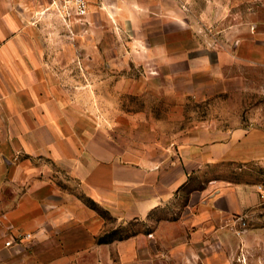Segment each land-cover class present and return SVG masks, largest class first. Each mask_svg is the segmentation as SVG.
Segmentation results:
<instances>
[{
  "label": "rangeland",
  "instance_id": "rangeland-1",
  "mask_svg": "<svg viewBox=\"0 0 264 264\" xmlns=\"http://www.w3.org/2000/svg\"><path fill=\"white\" fill-rule=\"evenodd\" d=\"M88 3L83 19L66 21L38 0L29 22L64 103L63 140L48 160L58 199L86 218L85 248L98 250L86 264H200L185 251L163 254L160 222L162 235L174 233L164 222L190 217L205 187L264 182V163L210 164L145 218L128 198L142 190L144 167L180 146L264 130V0ZM256 215L243 227H264V210Z\"/></svg>",
  "mask_w": 264,
  "mask_h": 264
},
{
  "label": "crops",
  "instance_id": "crops-1",
  "mask_svg": "<svg viewBox=\"0 0 264 264\" xmlns=\"http://www.w3.org/2000/svg\"><path fill=\"white\" fill-rule=\"evenodd\" d=\"M38 6V0H0V264H86L88 256L98 255L85 248L86 218L71 211L66 197L58 199L60 188L48 163L55 161V145L62 139H56V129L65 122L64 103L29 25ZM44 157L46 164L40 163ZM254 161L264 163L262 129L238 128L218 141L182 145L167 161L144 167L142 190L132 187L128 198L136 203L133 213L148 217L210 164ZM257 184L228 183L216 190L207 185L197 202L192 200L190 217L164 222L165 231L174 225V233L162 235L160 222L163 254L185 251L200 264H264V227L245 228L240 219L259 223L256 214L264 202ZM71 223L82 225V232L70 236ZM17 231L31 232L33 239L7 246Z\"/></svg>",
  "mask_w": 264,
  "mask_h": 264
},
{
  "label": "built area",
  "instance_id": "built-area-1",
  "mask_svg": "<svg viewBox=\"0 0 264 264\" xmlns=\"http://www.w3.org/2000/svg\"><path fill=\"white\" fill-rule=\"evenodd\" d=\"M50 8L54 9L64 20L83 19L88 13L89 0H47ZM257 191L260 199L264 202V182L257 184ZM242 226H246L247 221L240 218ZM33 239L31 232L17 231L11 234L10 240L6 245L20 244Z\"/></svg>",
  "mask_w": 264,
  "mask_h": 264
}]
</instances>
